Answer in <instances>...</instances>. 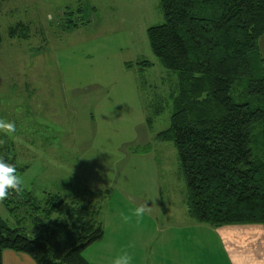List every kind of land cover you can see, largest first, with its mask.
<instances>
[{
    "label": "rangeland",
    "instance_id": "1",
    "mask_svg": "<svg viewBox=\"0 0 264 264\" xmlns=\"http://www.w3.org/2000/svg\"><path fill=\"white\" fill-rule=\"evenodd\" d=\"M17 23L26 40L7 37ZM162 24L158 0H0V144L13 143L25 168L16 182L37 201L47 193L98 207L103 237L83 252L90 264L232 260L213 227L188 216L176 150L155 140L176 85L146 37ZM258 51L264 64V36ZM2 199L0 218L14 228Z\"/></svg>",
    "mask_w": 264,
    "mask_h": 264
},
{
    "label": "trees",
    "instance_id": "2",
    "mask_svg": "<svg viewBox=\"0 0 264 264\" xmlns=\"http://www.w3.org/2000/svg\"><path fill=\"white\" fill-rule=\"evenodd\" d=\"M158 1L163 24L148 28L146 37L176 85L168 128L155 140L176 150L188 216L213 228L264 225V64L258 51L264 0ZM7 37L26 40L28 27L17 23ZM238 84L245 86L242 103L231 96ZM24 169L16 165L13 143L0 144L2 205L16 222L11 228L0 218V264L3 251L34 264H89L83 252L103 237L98 207L47 193L37 201L16 182Z\"/></svg>",
    "mask_w": 264,
    "mask_h": 264
},
{
    "label": "crops",
    "instance_id": "3",
    "mask_svg": "<svg viewBox=\"0 0 264 264\" xmlns=\"http://www.w3.org/2000/svg\"><path fill=\"white\" fill-rule=\"evenodd\" d=\"M211 230L232 259L229 264H264V225H229ZM1 264L34 263L25 255L3 251Z\"/></svg>",
    "mask_w": 264,
    "mask_h": 264
}]
</instances>
